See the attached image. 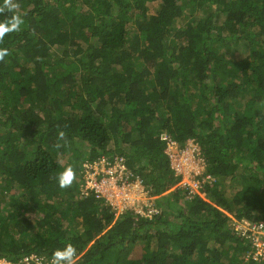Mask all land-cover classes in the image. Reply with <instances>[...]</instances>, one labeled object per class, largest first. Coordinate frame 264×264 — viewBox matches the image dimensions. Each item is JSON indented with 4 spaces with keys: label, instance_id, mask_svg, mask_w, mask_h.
Wrapping results in <instances>:
<instances>
[{
    "label": "trees",
    "instance_id": "obj_1",
    "mask_svg": "<svg viewBox=\"0 0 264 264\" xmlns=\"http://www.w3.org/2000/svg\"><path fill=\"white\" fill-rule=\"evenodd\" d=\"M15 2L0 13L24 21L0 43V258L71 243L77 264H256L235 228L264 232V0ZM162 133L200 147L210 180L191 198ZM102 158L123 159L159 215L115 217L85 190L82 165Z\"/></svg>",
    "mask_w": 264,
    "mask_h": 264
},
{
    "label": "built area",
    "instance_id": "obj_2",
    "mask_svg": "<svg viewBox=\"0 0 264 264\" xmlns=\"http://www.w3.org/2000/svg\"><path fill=\"white\" fill-rule=\"evenodd\" d=\"M160 141L164 144L163 153L168 158L170 168L179 179L178 187L186 191L190 198L193 197L198 193L201 183L210 180L209 176H204L206 162L199 145L195 140L188 139L180 146L165 133L160 135ZM89 165H96V169L92 171L90 168V174L86 177L85 169ZM82 169L86 181L84 189L92 190L96 197H102L104 203L112 207L115 216L131 211L135 216L152 219L158 214L150 190L127 168L123 159L114 158L113 162H108L106 158H102L98 162L83 164ZM235 230L241 237L251 242L252 251L245 259H250L256 264H264V232L261 225L241 220ZM6 261L9 264H50L45 257L37 254L26 255L16 261Z\"/></svg>",
    "mask_w": 264,
    "mask_h": 264
},
{
    "label": "clouds",
    "instance_id": "obj_3",
    "mask_svg": "<svg viewBox=\"0 0 264 264\" xmlns=\"http://www.w3.org/2000/svg\"><path fill=\"white\" fill-rule=\"evenodd\" d=\"M19 8H20V4L15 2V0H4L3 6L0 7V13L5 12V10H7L9 12H13ZM23 24H24V21H23L22 17L19 15H13L10 20H6L4 23H0V43H3L6 35H9V34L14 33V32H20L22 30ZM7 55H9L8 49L7 48H0V62L4 61V59ZM61 141L64 142L63 145L60 143ZM67 143H68V141L66 139V133L62 130L59 131L57 133V142L54 144V147L59 149L62 146L67 145ZM55 179L57 180L58 186L61 189L70 188L72 186L73 182L76 180V171H75L73 166L69 165L68 167H65L63 171L59 172L55 176ZM154 200H155V197H154ZM107 206H109V205H107ZM159 212H160V210L158 208V214L157 215H159ZM114 216H115V214H114ZM115 217H117V216H115ZM136 217H138V216H136ZM0 264H9V262L6 260H0ZM50 264H77V249H76V247L71 243H67L62 249L55 250L52 253Z\"/></svg>",
    "mask_w": 264,
    "mask_h": 264
},
{
    "label": "rangeland",
    "instance_id": "obj_4",
    "mask_svg": "<svg viewBox=\"0 0 264 264\" xmlns=\"http://www.w3.org/2000/svg\"><path fill=\"white\" fill-rule=\"evenodd\" d=\"M60 52H61V50H60ZM52 53V52H51ZM54 53V52H53ZM61 54V53H60ZM59 54V55H60ZM59 55H57V56H59ZM63 160V159H62ZM62 163H64V160L62 161ZM90 168H92V171H94L95 169H96V165H93V166H87V168L85 169L87 172H86V174H85V172H84V170L82 169L81 170V173L80 174H82V173H84L85 174V176L86 177H88L89 176V174H90ZM238 186H239V182H234V183H232V185H231V189H237L238 188ZM234 191V190H233ZM232 190H230V187L228 188V193L231 195V194H233L232 192H233Z\"/></svg>",
    "mask_w": 264,
    "mask_h": 264
}]
</instances>
